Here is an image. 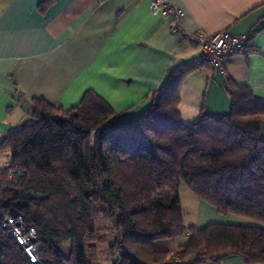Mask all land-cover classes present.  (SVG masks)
Here are the masks:
<instances>
[{
    "label": "trees",
    "instance_id": "trees-1",
    "mask_svg": "<svg viewBox=\"0 0 264 264\" xmlns=\"http://www.w3.org/2000/svg\"><path fill=\"white\" fill-rule=\"evenodd\" d=\"M202 67H212L208 57L175 68L151 107L117 131L108 129L115 110L93 90L70 109L33 99L31 117L2 143L11 156L0 168V212H19L37 230L40 260L30 261L0 218V264H100L108 230L111 264H203L234 254L264 264V104L226 75L230 113L203 109L184 122L181 87ZM182 183L221 214L254 224L187 226ZM95 203L107 208L109 227L96 225ZM183 237L173 251L156 248Z\"/></svg>",
    "mask_w": 264,
    "mask_h": 264
},
{
    "label": "crops",
    "instance_id": "crops-1",
    "mask_svg": "<svg viewBox=\"0 0 264 264\" xmlns=\"http://www.w3.org/2000/svg\"><path fill=\"white\" fill-rule=\"evenodd\" d=\"M172 4L183 11L178 21L153 12L151 0H0V156H4L0 168L10 162L2 143L31 117L33 99L70 109L93 90L116 112L108 129L120 130L151 107L153 92L175 68L202 55L198 33L247 37L256 31L248 42L253 50L230 57L225 74L213 66L188 74L179 104L183 121H193L203 109L214 116L230 113L226 75L251 87L254 99L264 104V0H172ZM261 137L264 140V126ZM197 203L195 220L187 226L254 224L221 214L198 197ZM109 225L110 220L98 227ZM186 240H158L156 248L173 251ZM203 264L246 263L234 254Z\"/></svg>",
    "mask_w": 264,
    "mask_h": 264
},
{
    "label": "built area",
    "instance_id": "built-area-1",
    "mask_svg": "<svg viewBox=\"0 0 264 264\" xmlns=\"http://www.w3.org/2000/svg\"><path fill=\"white\" fill-rule=\"evenodd\" d=\"M151 9L155 13L172 17L176 21L183 15L182 10L174 7L172 0H151ZM175 29H178L177 24ZM196 39L200 42L203 53L194 60V63H202L208 57L213 68L221 74H225L226 62L230 57L248 51V39L245 35L198 33ZM0 218L2 227L22 246L30 261L38 262L40 260L38 251L42 245L38 242L37 230L33 226L26 225L23 215L16 211L0 212Z\"/></svg>",
    "mask_w": 264,
    "mask_h": 264
},
{
    "label": "rangeland",
    "instance_id": "rangeland-1",
    "mask_svg": "<svg viewBox=\"0 0 264 264\" xmlns=\"http://www.w3.org/2000/svg\"><path fill=\"white\" fill-rule=\"evenodd\" d=\"M4 152H7L4 150ZM11 156V152H9ZM4 156H0V159H3ZM179 196L181 199V204L184 207L186 214V224L191 225L193 224L196 216V208H197V197L196 195L191 191V189L184 183L180 186ZM94 212H95V219L97 226H107V223L109 222V218L106 216L107 208L100 204L95 203L94 205ZM106 233L110 237V243L115 240V235L110 230L106 231ZM110 243L106 244H100L99 245V262L100 264H111L112 263V257L109 252V245ZM70 246V241L66 240L61 242V247L65 250H67Z\"/></svg>",
    "mask_w": 264,
    "mask_h": 264
}]
</instances>
